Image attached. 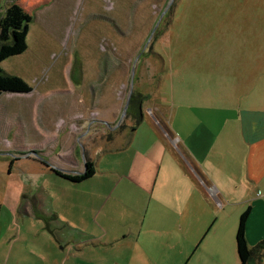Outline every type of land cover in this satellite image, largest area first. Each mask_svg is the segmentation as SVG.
Returning a JSON list of instances; mask_svg holds the SVG:
<instances>
[{
	"label": "rangeland",
	"instance_id": "obj_1",
	"mask_svg": "<svg viewBox=\"0 0 264 264\" xmlns=\"http://www.w3.org/2000/svg\"><path fill=\"white\" fill-rule=\"evenodd\" d=\"M11 1L27 9L32 22L26 51L6 59L0 68L21 78L31 92L0 96V264H39L36 250L48 233L47 219L35 213L41 193L50 200L81 204V209L95 194V214L75 209L92 220L91 235L103 242L108 240L103 230L121 237L126 221L145 215L147 206L138 214L124 208L119 193L126 183L123 158L120 153H104L121 145L118 137L133 126L127 112L118 121L138 56L133 92L146 96L139 112L146 124L161 127L167 136L174 137L168 120L172 114L174 120L177 106L192 105L204 90H237L229 78L240 76L239 87L248 91L249 105L264 106V0H0V12ZM20 109L24 116L19 118ZM59 146L61 150L56 149ZM88 157L95 164L91 179L72 183L50 171L77 174ZM186 164L180 172L176 168L168 172L174 192L184 179L190 182L187 170L196 169ZM235 168L237 174L242 171L241 166ZM263 193L258 191L257 196ZM233 203L219 200L216 220L213 206L205 200L193 205L186 219L191 226L175 240L152 238L163 216L151 214L149 207L145 221L133 232L141 230L142 236L129 249L126 264H239L235 230L251 205ZM206 210L210 216L203 226L200 214ZM55 225L56 232L70 231ZM247 227L246 241L252 249L264 241V208L254 211ZM148 238L155 241L151 246L161 244L165 252L151 249ZM21 252L28 255L22 257ZM88 255L97 264H111L104 258H121L117 252ZM259 264H264V255Z\"/></svg>",
	"mask_w": 264,
	"mask_h": 264
},
{
	"label": "crops",
	"instance_id": "obj_2",
	"mask_svg": "<svg viewBox=\"0 0 264 264\" xmlns=\"http://www.w3.org/2000/svg\"><path fill=\"white\" fill-rule=\"evenodd\" d=\"M25 11L28 12L27 9ZM229 80V84L237 90H204V94H199L200 99L195 98L192 105L176 107L174 120V114L168 120L174 137L167 136L161 127L155 129L150 124H146L142 115L140 125L118 137L121 145L104 151V153H120L123 158L126 183L121 186L119 193L124 208L138 214L142 208L147 206L141 220H138L135 215L133 221L124 223L126 228L121 233V237H115V231L103 230L104 237L108 239L103 242L101 238L91 235L92 220L78 215L75 207L95 214L97 207L95 194L81 209V204L75 205L70 200L66 202L50 200L41 193L35 213L40 212L47 219L45 228L48 233L41 237L43 244L39 251L36 250L37 255L33 252L38 256L39 264H81L84 261L86 264H97L96 258L92 259L88 255L90 252L96 257L98 252L106 254L117 252L121 255L120 259L104 258V261L111 262V264L116 261L117 264H126L129 260V249L137 245L142 236L141 230L135 234L133 232L145 221L149 207L151 214L157 212L159 216H163L160 221L161 225L154 229L152 238L164 240H173V238L175 240L187 233V230L183 228L190 227L192 224L190 218L186 220L190 215L191 207L201 204V200L213 206L212 213L215 220L220 219L217 214L220 211L216 207L219 200L229 205L234 204L235 200L236 203L242 205L249 203L252 207L248 206L250 214L247 223L254 211L257 212V208L262 210L264 193L260 197L257 193L258 191L264 192V106L258 109L252 104L249 105L248 91L239 87L240 76L233 80L229 78ZM238 102L246 103L248 107L239 106L236 104ZM23 113L24 111L20 109L19 118L20 115L24 116ZM61 148L56 147L57 150ZM71 153L73 154L74 151ZM45 154L40 151L42 157H45ZM88 159L94 163L89 157ZM186 161L196 169L195 171L193 168V170H187L190 182L184 179V185H179L180 189L174 192L172 179H169L171 174L168 172L171 168H176L180 172L181 165L187 168ZM227 163L230 165L228 168ZM236 165L242 167V171L238 174ZM200 166L203 169L199 173L197 168ZM83 170L84 167L81 172ZM174 176L183 177L181 174ZM119 184L121 182L115 183L114 190ZM250 193L253 194L252 198H249ZM55 206L59 209L57 212H55ZM26 208L33 215V206L31 208L29 205ZM29 211L25 214L29 215ZM200 216V222L206 226L210 211H202ZM195 218L198 220L197 217ZM55 222L61 224V228L68 227L70 231L56 232ZM177 224L178 227H176ZM171 232L181 234L173 236L170 235ZM202 233L204 236L206 229ZM150 241L153 240L148 238V244L151 246ZM161 247V244L154 243L151 249L165 252ZM20 254L22 257L28 255L27 252ZM81 260L83 262H80ZM151 261L157 263L154 259Z\"/></svg>",
	"mask_w": 264,
	"mask_h": 264
},
{
	"label": "trees",
	"instance_id": "obj_3",
	"mask_svg": "<svg viewBox=\"0 0 264 264\" xmlns=\"http://www.w3.org/2000/svg\"><path fill=\"white\" fill-rule=\"evenodd\" d=\"M32 17L16 2L7 5L0 12V65L8 58L23 54L26 49V37ZM31 88L19 77L6 74L0 68V96L4 93L26 94ZM146 96L132 94L127 109L129 119L133 122L131 131L140 125L142 115L139 112L140 106L145 101ZM82 175H67L59 171L50 169L55 175L72 183H80L90 179L95 174V165L89 160L84 164ZM1 210V209H0ZM250 214L248 207L240 216L236 234L235 245L239 264H259V260L264 255V241L250 249L246 241V223Z\"/></svg>",
	"mask_w": 264,
	"mask_h": 264
},
{
	"label": "water",
	"instance_id": "obj_4",
	"mask_svg": "<svg viewBox=\"0 0 264 264\" xmlns=\"http://www.w3.org/2000/svg\"><path fill=\"white\" fill-rule=\"evenodd\" d=\"M165 13V11L162 13V15ZM160 21H161V17L158 19V21L156 22L155 26L153 27L152 29V32L147 40V43L146 45L150 42L151 38L153 37L156 29L158 28L159 24H160ZM140 56H138L133 64V67H132V70H131V78H130V84H129V91H128V97H127V101L123 107V111H122V114H121V117L118 121V124H120L122 122V120L124 119L125 115H126V112H127V109H128V106H129V102H130V98L132 96V93H133V79H134V72H135V66H136V63L138 61ZM106 125V123H104ZM117 124V125H118ZM84 164H85V161H84ZM85 168V167H84ZM54 171H59V170H56L54 168H52ZM60 172V171H59ZM84 173V170L83 172H79L77 173V175H82Z\"/></svg>",
	"mask_w": 264,
	"mask_h": 264
}]
</instances>
